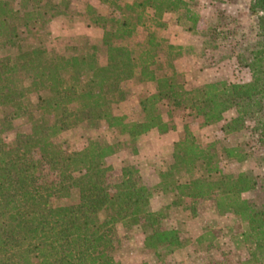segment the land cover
<instances>
[{
	"label": "trees",
	"instance_id": "obj_1",
	"mask_svg": "<svg viewBox=\"0 0 264 264\" xmlns=\"http://www.w3.org/2000/svg\"><path fill=\"white\" fill-rule=\"evenodd\" d=\"M101 1L123 17L86 4L101 36L86 47L56 49L41 33L55 16L76 13L72 0H0V264H121L115 257L119 227L139 230L144 249L163 258L185 246L167 225V212H194V202L204 198H213L218 215L240 218L237 239L246 250L241 264H264V176L224 168L225 161H242L255 143L264 149V0H247L256 24L252 42L229 50L252 79L190 89L175 65L184 47L154 27L174 15L201 37L203 48L215 49L221 38L232 36L224 9L214 6L215 21L199 28L198 0ZM130 82L151 83L154 91L139 96L131 114L117 115L113 106L130 96ZM164 108L170 115L187 111L202 126L217 125L226 137L203 148L184 127L155 185L141 180L128 160L107 182L120 146L134 153L140 136L175 129ZM76 125H105L117 140L99 138L68 152L54 138ZM245 131L256 138H227ZM44 166L50 175L41 181ZM159 192L169 200L154 209Z\"/></svg>",
	"mask_w": 264,
	"mask_h": 264
},
{
	"label": "rangeland",
	"instance_id": "obj_2",
	"mask_svg": "<svg viewBox=\"0 0 264 264\" xmlns=\"http://www.w3.org/2000/svg\"><path fill=\"white\" fill-rule=\"evenodd\" d=\"M15 5L19 0H11ZM94 6L103 15L123 17L120 10L101 0H72L71 6L76 13L70 16H55L41 33L43 40L56 45V49L64 46L86 47L94 43L102 34V28L92 23V17L86 13L85 5ZM247 0H198L200 13L199 28H204L207 20L214 22V6H220L230 16L225 19L232 36L221 38L218 47L203 48L201 37L186 31L175 22L174 15L166 14L164 25L155 26V31L166 38L170 43L184 47L183 55L175 61L179 71L185 73V87L190 89L204 83L225 80L234 83H243L252 79V73L244 66L235 62L232 52L241 47H247L254 39L255 17L247 10ZM211 15V16H210ZM153 28V27H152ZM241 43L232 48L234 43ZM130 96L113 106L117 115L131 114L137 105L139 96L154 91V86L148 83L144 86L134 82L128 84ZM164 108V118L175 124V129L165 134L156 131L140 136L136 140V150L120 146L111 157L115 170L106 174L107 182L113 181L119 175V168L124 160L135 164L139 169V176L148 185H155L158 181L157 170L171 161L173 141L176 140L184 127L190 128L204 148L205 144L213 139L226 137L217 125L202 126L200 121L192 122L187 111H176L172 115ZM99 138H106L116 142L117 137L112 135L105 125L99 128H88L85 125L66 127L61 130L55 139L62 147L73 152L87 146L88 143ZM230 141L244 142L248 138H256L245 131L243 134L231 133L227 136ZM244 149H246L244 147ZM248 152V150H247ZM242 161L228 160L224 162L227 172L252 171L264 176V149L255 143L254 149ZM248 154V153H247ZM49 173L44 166L38 171V177L45 181ZM169 196L157 193L152 199V207L156 209L167 202ZM194 212H167V225L176 230L178 236L185 243L183 248L175 250L171 255L158 258L152 251L143 247V235L139 230L119 227L116 234V259L121 264H241L246 258V250L237 239L241 221L238 216L230 214L218 215L214 212L213 198L197 200Z\"/></svg>",
	"mask_w": 264,
	"mask_h": 264
},
{
	"label": "crops",
	"instance_id": "obj_3",
	"mask_svg": "<svg viewBox=\"0 0 264 264\" xmlns=\"http://www.w3.org/2000/svg\"><path fill=\"white\" fill-rule=\"evenodd\" d=\"M152 132V131H151ZM177 140V139H176ZM176 140H174L173 142H175Z\"/></svg>",
	"mask_w": 264,
	"mask_h": 264
}]
</instances>
